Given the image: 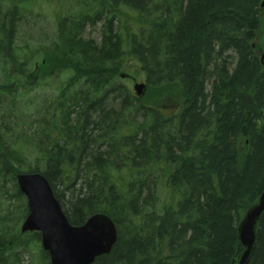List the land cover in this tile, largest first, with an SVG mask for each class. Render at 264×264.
Listing matches in <instances>:
<instances>
[{"label": "trees", "instance_id": "16d2710c", "mask_svg": "<svg viewBox=\"0 0 264 264\" xmlns=\"http://www.w3.org/2000/svg\"><path fill=\"white\" fill-rule=\"evenodd\" d=\"M261 1L0 0V177L23 215L13 143L31 148L28 170L46 176L71 224L99 211L115 221L92 264H231L264 186V67L251 45ZM43 4L77 15L46 49L19 39ZM98 23L100 41L84 37ZM131 61L153 89L170 85L164 101H182L179 112L164 113L155 92L133 106L118 78ZM57 73L54 101L20 108L30 76L44 86ZM24 251L51 264L39 232L0 229V264ZM247 264H264V213Z\"/></svg>", "mask_w": 264, "mask_h": 264}, {"label": "water", "instance_id": "95a60500", "mask_svg": "<svg viewBox=\"0 0 264 264\" xmlns=\"http://www.w3.org/2000/svg\"><path fill=\"white\" fill-rule=\"evenodd\" d=\"M264 3V2H263ZM138 88V84L134 85ZM19 191L26 196L27 214L21 231H40V242L51 264H91L97 255L110 250L116 227L104 213L89 216L84 223L72 225L67 220L52 188L40 172L16 175ZM264 208V186L259 200L239 224V243L232 264H247L255 239L256 216Z\"/></svg>", "mask_w": 264, "mask_h": 264}, {"label": "rangeland", "instance_id": "374dc122", "mask_svg": "<svg viewBox=\"0 0 264 264\" xmlns=\"http://www.w3.org/2000/svg\"><path fill=\"white\" fill-rule=\"evenodd\" d=\"M40 12L43 16L40 15L39 18H36V22L32 21L31 24L35 28H30L26 25H23L21 30L19 31V39L22 40H31L32 42H36L31 38V36L40 39V43H50L55 39V31L52 28V22L50 19V15L52 9L48 8L44 4L35 12ZM49 15V16H48ZM35 30V32H34ZM101 33V23H98L94 28L90 26H86L85 31L83 33L86 38H95L99 39ZM122 72L128 73L130 77L121 78L122 81L132 90V78L134 81H139L143 79V72L141 71L139 65L135 61H131L126 63ZM33 78V77H32ZM1 80V76H0ZM34 81H37V78H33ZM55 95L54 89H45L39 88L31 92L30 98L31 103L27 102V96H21L19 98V106L23 108L24 104H26L29 109L26 111H32L38 107L40 102L46 97H51L53 99ZM158 103H160L158 101ZM4 137V135H2ZM8 138V137H7ZM13 143V139L11 140ZM11 147L16 149V155L18 160L22 166L28 167L33 165V161L31 159L32 150L30 147L24 144H11ZM0 181H2V185L0 184V229L5 230L6 232H11L14 236L17 233L21 219L17 221V217L23 213L21 212L22 204L20 201H16L15 197H11L13 194L12 183L10 181L9 175H4L0 177ZM20 251L23 249L18 248ZM23 258L20 264H28L30 261H34L37 259V254L30 251L23 252Z\"/></svg>", "mask_w": 264, "mask_h": 264}, {"label": "bare ground", "instance_id": "6f19581e", "mask_svg": "<svg viewBox=\"0 0 264 264\" xmlns=\"http://www.w3.org/2000/svg\"><path fill=\"white\" fill-rule=\"evenodd\" d=\"M261 7H263V2H260V7L256 6V10L255 11H256L257 18L259 19V25H258V27H256L254 29L255 30V36H254V38L252 40L251 45H252L253 49L255 50V53L259 57V60H258L259 63L264 67V10H261L262 9ZM49 15H50V19H51V22H52V28L55 31V33L58 31L59 27L67 24L68 22H72V20H74V19L76 20V18H77L76 12L74 11L73 8H67V9L66 8H64V9L55 8V9H53L51 11V14H49ZM100 38H101V35L99 36V39H95V38H91L90 37V39H93L95 42H99ZM42 44H43V47L46 49L49 46L50 43L44 42ZM64 76H65L64 73H57V76L52 75L51 76V81H49L48 84H45L44 86H40L39 84H37L36 81H34L32 79V76H30L28 78V79H30V81L26 84V86L28 88V93H25V95H24V96H27V99H28L27 102L28 103L32 102L31 98H30L31 92H33L34 90L39 89V88H41V89L42 88H45V89H49L50 88L51 89L55 85V82H54L55 78L57 80H59L57 82H61L63 80ZM125 77H130V75L128 73L122 72V69H121L119 71V73H118V78L121 81V83H123L127 87V89L132 93L130 95L133 97L132 104H133L134 107L138 108L136 105L142 104V98H143V96L146 93L155 92V94L158 93V96L156 97V100H158L163 105L164 113H166V114H170V113L176 114V112H179L180 109L182 108V106H183L182 105V101H176L175 103L172 104L173 106L171 108H168V106H166L164 100H165L166 96L171 94L170 93V85L167 84V85H163L161 88L153 89L152 87L149 86L148 82L145 79V74H143V79L142 80L134 81V79L132 78L133 84H132V90H131V89H129V87L121 79V78H125ZM135 84H138V88L137 89L134 88ZM54 100H55V96L53 97V99L49 96V97H46L45 99H43L42 102H40V104L41 103L50 104ZM245 142H247V141H245ZM258 200H259V197L257 198L256 201H258ZM254 204L255 203L251 204L245 210V212L243 213V215L241 216V218H240V220L238 222V225H237V240H238V243H239V236H238L239 235V224L243 220V218L246 215L247 211ZM263 213H264V208H262L260 213L256 216V221L257 222H256V228H255V239H254L251 251L253 250V247H254V243H255V240H256L257 232H258V226H259L260 219H261V216H262ZM104 214H106V213H104ZM107 217L114 224H116L115 221L112 219V217L110 215L107 214ZM117 236H118V233H116V238H117ZM116 238H115V240H116ZM110 250H111V248H110ZM110 250L108 252L102 253V254H107V253L110 252ZM102 254H100V255H102ZM100 255H97L95 257V259L98 256H100ZM95 259L93 260V262L95 261Z\"/></svg>", "mask_w": 264, "mask_h": 264}]
</instances>
